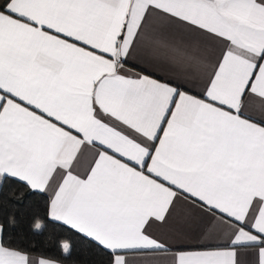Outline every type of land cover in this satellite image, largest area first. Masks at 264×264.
<instances>
[{"label": "snow or ice", "instance_id": "6c2138e0", "mask_svg": "<svg viewBox=\"0 0 264 264\" xmlns=\"http://www.w3.org/2000/svg\"><path fill=\"white\" fill-rule=\"evenodd\" d=\"M26 194L100 264H264V0H0V264L71 259Z\"/></svg>", "mask_w": 264, "mask_h": 264}, {"label": "trees", "instance_id": "16d2710c", "mask_svg": "<svg viewBox=\"0 0 264 264\" xmlns=\"http://www.w3.org/2000/svg\"><path fill=\"white\" fill-rule=\"evenodd\" d=\"M45 201L40 195H25L23 205L19 209L20 231L28 240L35 244L38 250L60 258L61 254L56 245V240L61 237H71L75 251L71 259L64 258L63 264H100L102 257L86 242L77 239L76 236L63 230L55 224H49L48 230L43 235H32L28 231V224L33 215H44Z\"/></svg>", "mask_w": 264, "mask_h": 264}, {"label": "crops", "instance_id": "0c3cea01", "mask_svg": "<svg viewBox=\"0 0 264 264\" xmlns=\"http://www.w3.org/2000/svg\"><path fill=\"white\" fill-rule=\"evenodd\" d=\"M172 229L179 230L187 233L189 237V243L195 244L198 236H199V228L195 222H190L187 219L186 211L183 207H178L174 220L170 226ZM174 234V233H169ZM63 264V263H62Z\"/></svg>", "mask_w": 264, "mask_h": 264}]
</instances>
